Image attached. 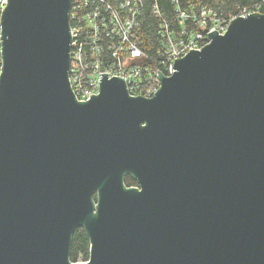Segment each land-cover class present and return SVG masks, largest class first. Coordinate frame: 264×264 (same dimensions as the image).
<instances>
[{"label": "water", "instance_id": "water-1", "mask_svg": "<svg viewBox=\"0 0 264 264\" xmlns=\"http://www.w3.org/2000/svg\"><path fill=\"white\" fill-rule=\"evenodd\" d=\"M71 6L2 14L0 264H73L78 228L76 264H264V15L158 71L151 99L102 74L77 102Z\"/></svg>", "mask_w": 264, "mask_h": 264}, {"label": "built area", "instance_id": "built-area-1", "mask_svg": "<svg viewBox=\"0 0 264 264\" xmlns=\"http://www.w3.org/2000/svg\"><path fill=\"white\" fill-rule=\"evenodd\" d=\"M145 1L72 0L68 79L77 102H88L91 96L99 95L102 74H107L108 80H124L130 97L151 99L162 87L158 71L164 78L172 77L174 62L191 50L199 51L211 44L210 33L225 36L237 18L264 15V0L227 10L170 0L175 16L169 21L161 11L160 0H152L153 15L160 22L157 40L149 45L143 41L140 21ZM7 6L8 0H0V36ZM2 65L0 42V74Z\"/></svg>", "mask_w": 264, "mask_h": 264}, {"label": "trees", "instance_id": "trees-1", "mask_svg": "<svg viewBox=\"0 0 264 264\" xmlns=\"http://www.w3.org/2000/svg\"><path fill=\"white\" fill-rule=\"evenodd\" d=\"M260 0H225L218 2L217 0H187L190 3L208 4L217 8H223L225 10L232 9L234 6H247L254 4ZM161 11L169 21L174 20L175 9L170 0H160ZM153 1L146 0L145 7L140 16L141 31L144 36L143 41L152 45V42L157 40V32L159 29V20L153 15L152 12ZM146 46V44H145ZM125 185L127 188L139 187L138 183L130 176L125 179ZM91 241L84 228L76 229L72 237V246L70 253V261L73 264L79 263L81 257L87 262L90 259Z\"/></svg>", "mask_w": 264, "mask_h": 264}, {"label": "rangeland", "instance_id": "rangeland-1", "mask_svg": "<svg viewBox=\"0 0 264 264\" xmlns=\"http://www.w3.org/2000/svg\"><path fill=\"white\" fill-rule=\"evenodd\" d=\"M79 263H85L83 257L80 258Z\"/></svg>", "mask_w": 264, "mask_h": 264}, {"label": "flooded vegetation", "instance_id": "flooded-vegetation-1", "mask_svg": "<svg viewBox=\"0 0 264 264\" xmlns=\"http://www.w3.org/2000/svg\"><path fill=\"white\" fill-rule=\"evenodd\" d=\"M137 182V181H136ZM138 183V182H137ZM139 185V184H138ZM127 187V186H126ZM132 188H134V187H132ZM136 188V187H135Z\"/></svg>", "mask_w": 264, "mask_h": 264}]
</instances>
